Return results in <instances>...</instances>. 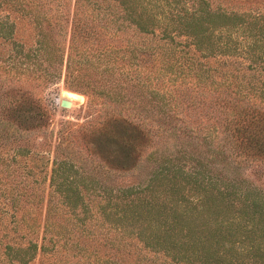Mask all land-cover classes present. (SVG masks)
<instances>
[{
  "label": "trees",
  "instance_id": "1",
  "mask_svg": "<svg viewBox=\"0 0 264 264\" xmlns=\"http://www.w3.org/2000/svg\"><path fill=\"white\" fill-rule=\"evenodd\" d=\"M263 169L264 0H0V264H264Z\"/></svg>",
  "mask_w": 264,
  "mask_h": 264
},
{
  "label": "rangeland",
  "instance_id": "2",
  "mask_svg": "<svg viewBox=\"0 0 264 264\" xmlns=\"http://www.w3.org/2000/svg\"><path fill=\"white\" fill-rule=\"evenodd\" d=\"M55 8V4L50 2L48 5V9L50 12H53ZM64 12L67 11V5L62 9ZM20 21V20H19ZM30 25L25 21L21 20L17 25V37L21 39L23 42L28 43L31 39V29ZM74 86H68V84L64 83L63 78L56 79L54 82L47 83L38 87H31L34 95L38 97L41 101L42 106L47 107L48 109L54 108L51 113H49L48 117L46 116V126L44 128V132H47L48 129H55L62 122H69L72 125L82 124L87 119H92L97 112L96 107H90L87 104V98L84 94L80 93ZM66 100L70 103L69 107L60 106V100ZM205 109H195L191 112L189 119L194 121L195 118L202 116ZM211 119L205 120L201 119L200 123H209ZM195 123V122H193ZM254 166H244V171L248 172V169ZM264 171V169H263ZM39 179V177L37 176ZM46 182H40V187H45ZM142 256L144 257V261L149 264H167L165 259H163L160 255L152 252H142ZM59 258V257H58ZM52 262L46 256L36 258L32 264H48ZM78 264V263H77Z\"/></svg>",
  "mask_w": 264,
  "mask_h": 264
},
{
  "label": "water",
  "instance_id": "3",
  "mask_svg": "<svg viewBox=\"0 0 264 264\" xmlns=\"http://www.w3.org/2000/svg\"><path fill=\"white\" fill-rule=\"evenodd\" d=\"M59 104L62 107H69L70 106V103L64 99L60 100Z\"/></svg>",
  "mask_w": 264,
  "mask_h": 264
}]
</instances>
